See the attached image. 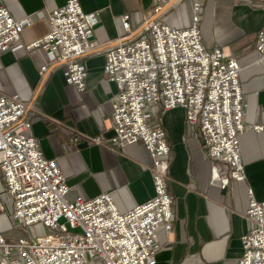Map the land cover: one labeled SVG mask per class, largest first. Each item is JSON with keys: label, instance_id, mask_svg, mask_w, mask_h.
Wrapping results in <instances>:
<instances>
[{"label": "built area", "instance_id": "1", "mask_svg": "<svg viewBox=\"0 0 264 264\" xmlns=\"http://www.w3.org/2000/svg\"><path fill=\"white\" fill-rule=\"evenodd\" d=\"M202 4L193 5L192 25L176 28L145 22L139 37L122 40L106 54L104 71L117 92L112 102L113 136L109 140L73 136L77 143L108 142L122 149L142 143L152 159L154 196L128 213H121L110 194L69 200V187L55 159H46L26 119L30 105L18 95L0 92V170L5 187L0 211L12 207L21 232L41 227L43 236L11 238L0 233V264H157L155 236L160 227L171 231L174 199L169 193L170 146L166 131L151 126L147 109L161 105L169 111L183 107L187 123L196 126L202 149L212 162H223L231 180L246 181L240 137L264 126L244 123L246 103L240 84L241 67L219 46L207 51L199 27ZM50 31L29 49L42 47L51 65L66 67L68 81L78 92L86 87L84 58L97 48L94 30L99 20L86 14L79 0L49 14ZM30 18L17 20L0 0V56L17 42ZM125 30L131 31L127 18ZM264 58V26L255 45ZM48 66L41 68L45 76ZM213 177L220 178L213 168ZM245 217L253 228L242 237L243 255L237 264H264V203L248 190Z\"/></svg>", "mask_w": 264, "mask_h": 264}, {"label": "crops", "instance_id": "2", "mask_svg": "<svg viewBox=\"0 0 264 264\" xmlns=\"http://www.w3.org/2000/svg\"><path fill=\"white\" fill-rule=\"evenodd\" d=\"M12 17L30 18L20 39L0 56V92L18 95L30 105L26 119L43 156L55 159L69 187V200L93 199L108 193L121 213L151 199L154 182L150 154L142 143L125 148L108 142L92 143L84 135L109 140L112 102L117 92L105 71L106 54L120 40H136L145 22L176 27L192 25L193 5L200 1L199 27L207 51L219 46L240 67L246 108V126H264V58L255 45L264 26V0H79L86 14L96 15L97 48L84 58V92L69 83L66 67L51 65L42 47L29 49L50 31L49 14L68 0H3ZM127 18L131 31L124 29ZM47 65L45 76L41 68ZM151 126L166 131L170 146L169 193L174 199L171 231L160 227L155 236L157 264H237L243 255L242 237L252 228L245 217L248 190L264 203V131L247 130L240 137L246 181L224 188L223 162H212L202 149L200 131L187 123L183 107L166 111L161 105L147 109ZM220 178L213 177V168ZM5 187L0 170V191ZM0 233L23 237L12 218V207L0 211Z\"/></svg>", "mask_w": 264, "mask_h": 264}, {"label": "rangeland", "instance_id": "3", "mask_svg": "<svg viewBox=\"0 0 264 264\" xmlns=\"http://www.w3.org/2000/svg\"><path fill=\"white\" fill-rule=\"evenodd\" d=\"M49 231L46 228L35 227L27 229V231L23 232L24 237H36L46 235Z\"/></svg>", "mask_w": 264, "mask_h": 264}]
</instances>
